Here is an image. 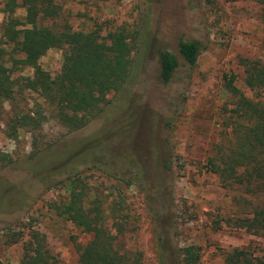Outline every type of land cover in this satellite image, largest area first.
Wrapping results in <instances>:
<instances>
[{
    "label": "rangeland",
    "instance_id": "rangeland-1",
    "mask_svg": "<svg viewBox=\"0 0 264 264\" xmlns=\"http://www.w3.org/2000/svg\"><path fill=\"white\" fill-rule=\"evenodd\" d=\"M0 0V48L11 66L2 35L8 15ZM61 12L50 25L65 24L71 30H125L133 48L134 68L119 91L107 95L105 118L68 133L49 115L36 93L25 92L21 107L36 104L46 114L34 135L21 128L16 138L7 136L8 102L0 108V261L19 264L22 243L31 232L44 237L59 264H79L78 245L90 235L58 215L54 204L66 200L69 184L95 194L102 207L118 200L125 211L121 244L141 253L139 264H159L157 240L164 242L165 264L176 263V252L187 245L199 248L197 264H224L225 252L245 247L264 258V236L235 227L234 219L250 215L254 197L236 186L223 187L208 167V159L230 137L233 96L225 82L246 96L242 59L264 60V0H58ZM23 7L14 16L22 19ZM196 39L201 52L192 65L177 50L179 40ZM167 48L179 65L168 83L158 79V51ZM15 57L20 54L12 52ZM137 58V59H136ZM63 50L50 48L39 64L51 76L59 72ZM32 68H12L11 77L31 76ZM27 103V105H25ZM45 103V102H44ZM125 124L132 137L109 147L125 146V155H109L119 171L129 170L130 185L96 169L71 171L70 157L78 155L86 138L102 121ZM113 123V122H112ZM35 137V138H34ZM157 139V147L150 140ZM165 138L166 143H163ZM82 146V147H81ZM172 152V172L160 167L166 147ZM115 151V150H114ZM154 151V153H153ZM164 154V153H163ZM142 171V172H141ZM135 174V175H133ZM79 180L82 182L80 183ZM252 199V200H251ZM172 216V219H171ZM7 234H18L12 243Z\"/></svg>",
    "mask_w": 264,
    "mask_h": 264
},
{
    "label": "trees",
    "instance_id": "trees-1",
    "mask_svg": "<svg viewBox=\"0 0 264 264\" xmlns=\"http://www.w3.org/2000/svg\"><path fill=\"white\" fill-rule=\"evenodd\" d=\"M18 7L25 9L22 19L14 16ZM3 12L9 17L2 35L11 47L8 51L10 67L2 60L6 50L0 48V108L8 102L12 110L6 123L7 136L16 138L24 127L34 135L46 116L40 104L32 109L21 107L20 100L25 92L36 93L50 109L49 115L68 133L105 118L103 109L107 95L119 91L134 68L128 33L121 29L102 35L95 29L71 30L65 24L45 23L59 16L61 5L58 0H5ZM53 47L63 50V61L59 72L51 76L38 61ZM177 50L183 60L192 65L201 52V44L196 39L179 40ZM12 52L21 57L13 56ZM241 63L244 84L253 92V97L246 96L233 84L234 76H229L225 85L234 98L229 116L232 119L230 137L208 159V167L218 175L223 187L236 186L242 194L249 193L254 197L250 215L235 218V227L264 236V60L242 59ZM21 64L32 68V75L12 78V68ZM158 65V79L165 84L173 77L179 61L175 54L164 48L158 51ZM105 120L88 137L79 138L83 149L70 157V170L79 173L94 168L130 185L129 170L119 171L117 164L109 161V155H125V150L131 152L125 146L113 149L109 145L132 137L134 129L125 130L123 121L118 125L114 123L117 121ZM150 140L157 147V139ZM162 141L166 143L165 138ZM163 153L159 154V170L166 168L172 172L170 148L167 146ZM79 167L83 170L79 171ZM73 180L66 200L54 204V209L90 235L86 243L78 245L79 264H139L141 253L121 244L120 237L125 233V212L119 211H125L123 202L112 201L103 208L102 201L95 194L90 197L89 190ZM5 237L12 239V243L20 239L18 234ZM157 242L159 264H165L161 254L164 242L160 239ZM177 249L175 264L198 263L200 253L196 245ZM19 264H59V259L50 251L44 237L33 231L22 243ZM224 264H264V258L245 247H235L225 252Z\"/></svg>",
    "mask_w": 264,
    "mask_h": 264
}]
</instances>
